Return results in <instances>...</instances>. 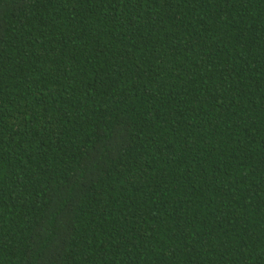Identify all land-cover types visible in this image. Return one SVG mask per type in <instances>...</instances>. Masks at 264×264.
Here are the masks:
<instances>
[{"label":"trees","instance_id":"trees-1","mask_svg":"<svg viewBox=\"0 0 264 264\" xmlns=\"http://www.w3.org/2000/svg\"><path fill=\"white\" fill-rule=\"evenodd\" d=\"M0 264H264V0H0Z\"/></svg>","mask_w":264,"mask_h":264}]
</instances>
